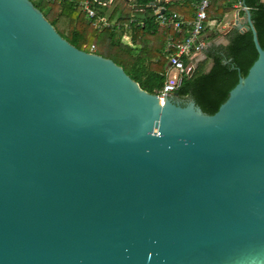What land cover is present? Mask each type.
I'll list each match as a JSON object with an SVG mask.
<instances>
[{
    "label": "water",
    "instance_id": "95a60500",
    "mask_svg": "<svg viewBox=\"0 0 264 264\" xmlns=\"http://www.w3.org/2000/svg\"><path fill=\"white\" fill-rule=\"evenodd\" d=\"M242 6L257 56L207 114L0 0V264H264V48Z\"/></svg>",
    "mask_w": 264,
    "mask_h": 264
},
{
    "label": "trees",
    "instance_id": "16d2710c",
    "mask_svg": "<svg viewBox=\"0 0 264 264\" xmlns=\"http://www.w3.org/2000/svg\"><path fill=\"white\" fill-rule=\"evenodd\" d=\"M30 1L69 43L85 51H90L89 47L93 44V52L111 58L122 66L142 89L150 93H155L164 83L168 60L163 50L167 34L174 40H182L186 36L184 32L177 34L171 28L158 26V16L154 14L153 8L148 6L152 0H131L133 9H141L140 16L132 18L120 10L119 4L108 12V6L102 4L108 0H87L95 11L94 20L106 17L110 22L116 17L115 23L110 27H96L92 24V20L86 17L82 9L81 2L84 0ZM195 1L197 5L198 0ZM243 3L250 10L258 41L264 48V2L243 0ZM213 4L214 1L210 2L211 7ZM231 9L232 3H228L219 17ZM206 12L205 24L213 19L208 9ZM165 13L169 14L167 11ZM139 21L142 24H139ZM125 22H128L126 29L122 25ZM207 30L208 27L205 26L204 32ZM124 33L130 37V44L121 42L120 37ZM217 37L218 33L203 37L207 43L203 49L205 59L195 63L192 73L183 77L176 90L179 98H192L207 114H213L225 101L229 90L236 84L239 76L246 74L257 56L251 31L241 33L236 28L230 29L225 35L227 44L215 43ZM209 63L211 66L207 69ZM184 64H189L187 58H184Z\"/></svg>",
    "mask_w": 264,
    "mask_h": 264
},
{
    "label": "built area",
    "instance_id": "2783aa9c",
    "mask_svg": "<svg viewBox=\"0 0 264 264\" xmlns=\"http://www.w3.org/2000/svg\"><path fill=\"white\" fill-rule=\"evenodd\" d=\"M53 1L58 2L60 0ZM210 1L198 0L193 19H185L175 12L167 15H158L157 24L160 28H172L175 33L181 34L184 32L186 35L182 40H174L171 36L167 37L163 51L168 60V67L165 71V79L162 87L155 92L159 98L176 92L182 83L183 77L194 69L196 62L192 56L201 53L206 45L202 35L206 26V11L210 5ZM81 6L86 13V17L92 20L94 26L106 25L102 18L94 20L95 11L90 7L87 0L82 1ZM244 8L242 6V9ZM89 49L93 52L94 47L91 45ZM184 58L189 60L188 65L184 64Z\"/></svg>",
    "mask_w": 264,
    "mask_h": 264
},
{
    "label": "crops",
    "instance_id": "0c3cea01",
    "mask_svg": "<svg viewBox=\"0 0 264 264\" xmlns=\"http://www.w3.org/2000/svg\"><path fill=\"white\" fill-rule=\"evenodd\" d=\"M114 1L115 0H108L107 2L102 3L103 5L106 4V6H108V9H109L108 12L112 11V8L115 5L119 4L120 8H121L120 10L122 12L126 13L129 18H132L133 16H136V17L140 16L139 14H140L141 9H139V10L133 9L132 8L133 5L130 3L131 0H116L115 2ZM152 1H154V0H152ZM213 1H214V4L212 5V7L210 5V7L208 8L210 15H211L210 17H213V19L207 21L206 26L208 27V30L206 32H203L202 37L205 38L210 34L218 33V37L221 36V38H222V43L227 44V39L225 38V35L230 29H232V27L234 25V18H235L236 10H238V16L239 17L242 16V14H243L242 5L244 3H243V0H234V1H232V0H211L210 2L212 3ZM260 1L264 2V0H260ZM162 2H164V3H162ZM149 3H148V6H151ZM228 3H232V9L229 12L224 13L223 16L219 17V14L222 13L223 8H226L228 6ZM154 6H155V8H153V6H151V7L154 10V14H156L157 16L160 14H166L165 12L167 11L169 13L175 12L185 19H193V17L195 16L194 13L196 12V1L195 0H156L154 3ZM101 18L104 20V22L106 24V25H104V27H108V26L110 27L116 21V17L113 18L110 22L107 20L106 17H101ZM127 24H128V22H125L122 24L125 29L128 27ZM139 24H142V22L139 21ZM118 26H121V25H118ZM123 36L125 37L126 40L130 39V37L127 35V33H124ZM168 36L169 35L167 34L166 40H167ZM206 45H207V43H206ZM92 46L94 47L93 44H92ZM94 49H95V47H94ZM202 52H203V50H202ZM192 58L196 63L205 59V57L203 58L200 53L194 54L192 56ZM208 65L209 66L207 69H209L211 64L209 63ZM167 67H168V64H167ZM164 76H165V73H164Z\"/></svg>",
    "mask_w": 264,
    "mask_h": 264
},
{
    "label": "rangeland",
    "instance_id": "374dc122",
    "mask_svg": "<svg viewBox=\"0 0 264 264\" xmlns=\"http://www.w3.org/2000/svg\"><path fill=\"white\" fill-rule=\"evenodd\" d=\"M232 1H234V0H232ZM120 40H121V42L124 43V44H130V39L126 40L125 37H124L123 35L120 37ZM216 43H222V38H221V36H219V37L216 39ZM205 44H206V42H205ZM202 53H203V52H201L200 54H202ZM208 66H209V65H208Z\"/></svg>",
    "mask_w": 264,
    "mask_h": 264
},
{
    "label": "flooded vegetation",
    "instance_id": "af4514ba",
    "mask_svg": "<svg viewBox=\"0 0 264 264\" xmlns=\"http://www.w3.org/2000/svg\"><path fill=\"white\" fill-rule=\"evenodd\" d=\"M176 99H180L178 96L177 97H175Z\"/></svg>",
    "mask_w": 264,
    "mask_h": 264
}]
</instances>
